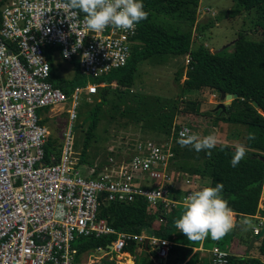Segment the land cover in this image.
<instances>
[{"label": "built area", "instance_id": "obj_1", "mask_svg": "<svg viewBox=\"0 0 264 264\" xmlns=\"http://www.w3.org/2000/svg\"><path fill=\"white\" fill-rule=\"evenodd\" d=\"M66 2L8 0L0 8V264H77L73 242L79 237H113L106 249L111 247L118 262L125 247L135 242L154 253L153 264H165L171 241L116 231L98 217L99 200L105 195L109 203L130 204L140 198L149 213L159 208L160 215L185 206L192 193L177 194L178 182L169 165L175 156L173 142L187 127L163 143H131L125 159L108 153L111 157L104 164H94L87 175H80L72 152L77 100L107 84L80 86L66 97L47 82L50 65L44 50L59 48L65 62L78 60L81 76L97 80L127 65L137 26L92 32L77 9L61 6ZM68 99L63 143L49 154L51 163L46 165L50 133L38 112ZM180 181L194 185L189 178ZM221 253L227 261L230 252L213 250L208 253L210 264H217Z\"/></svg>", "mask_w": 264, "mask_h": 264}, {"label": "trees", "instance_id": "obj_2", "mask_svg": "<svg viewBox=\"0 0 264 264\" xmlns=\"http://www.w3.org/2000/svg\"><path fill=\"white\" fill-rule=\"evenodd\" d=\"M8 0H0V8ZM67 1V0H66ZM235 4L232 15L250 18V28L253 34L264 35V0H227ZM144 10L148 13L147 19L137 23V33L132 47L131 57L125 68L110 73L94 81L95 84L114 83L119 89L103 87L98 91L99 103L95 105L91 115L90 123L85 133L84 142L90 144L95 139V131L99 123L98 114L101 109L112 100V95L117 97L118 103L113 107L123 104L122 115L129 114L132 122L141 121L144 129H149L157 135L169 140L172 133L176 134L181 128L175 124L179 114L186 113L187 109L182 104L190 101L193 93L207 92L213 95L219 90L226 95H237L226 108V112L213 113L211 109L215 105L209 104L208 96L203 103L209 111L200 112L197 109L198 101L201 97L191 100L190 113L209 119V129L215 128L219 123L232 126H242L246 129L244 146L247 151L245 157L238 166L232 167L231 160L235 150L217 144L213 149L197 152L191 145L181 146L179 141L173 142V161L169 165V170L177 169L184 177L194 179H209L210 187H215L217 183L224 185L222 196L228 201L236 215V224L242 223L246 219L255 220L259 217L264 220V207L260 209L259 204L264 192V43L247 40L240 35L235 41L233 54L225 57L223 54H213L201 41L207 29L215 25V20L198 24L197 10L200 0H142ZM78 10V9H77ZM79 11V10H78ZM81 16H85L80 12ZM1 19V18H0ZM1 21V20H0ZM249 26V25H248ZM193 28L195 30L193 31ZM46 60L50 65L49 82L53 87L58 88L69 97L78 86L86 85L84 76L79 74L78 65L75 61L73 65L74 76L70 79L61 78L56 74L55 61L52 59V49L46 48ZM188 60L187 69L183 75V69H179L174 76V83L178 92L174 98L166 99L163 103L158 97L153 95L132 96L134 102L131 104L124 98L128 93L127 89L136 84L135 74L137 66L143 62H168L169 60ZM78 63V61L76 62ZM182 77L185 80L180 83ZM129 92V91H127ZM253 103L257 104L255 108ZM135 104V105H134ZM200 104V105H201ZM185 115V114H184ZM41 123L45 124L42 120ZM208 129V130H209ZM249 133L255 135L254 140H249ZM45 146L44 163L50 164L49 154L56 149L54 141L48 137ZM236 138L234 136H228ZM152 141V140H148ZM153 142V141H152ZM85 150H82L84 154ZM211 155H208V152ZM182 158V162H180ZM106 159V158H105ZM80 164H86V159L82 155ZM91 163L90 165H92ZM181 183V181H180ZM179 193V192H178ZM100 219H104L108 226L118 232L131 235L144 234L154 236L157 239L170 240L172 235L178 234L180 245H172L167 258V264H186L187 259L193 254V250L187 248L185 243H200L188 239L176 226L175 221L182 215L185 206H177L171 214L160 215L159 208L149 213L146 202L137 198L130 204H115L106 201L105 195L99 200ZM259 220H255L257 223ZM162 225H161V224ZM248 236L246 245L251 237L255 235L245 232ZM236 236L232 229L226 236L219 240H213L210 236L203 239L204 242L214 246L223 244V240L232 241ZM114 240L113 237H79L73 245L79 256L82 253L98 249H106ZM260 242V254L264 257V235ZM136 247L134 242L129 243L125 248L126 252ZM139 251L150 256L154 253L146 251V247L140 245ZM131 253V252H129ZM147 257V256H146ZM165 263V264H166ZM147 264H151L148 262ZM194 264H210L195 259ZM227 264H263L262 261L250 254L244 256L230 255Z\"/></svg>", "mask_w": 264, "mask_h": 264}, {"label": "rangeland", "instance_id": "obj_3", "mask_svg": "<svg viewBox=\"0 0 264 264\" xmlns=\"http://www.w3.org/2000/svg\"><path fill=\"white\" fill-rule=\"evenodd\" d=\"M200 2L202 6H206V8L211 9V11L215 13L213 18L209 15L206 16V18L197 17L198 24L206 23L209 20L216 19L215 25L212 28L206 30L204 33V39L201 41L202 44H204L205 47L210 51L214 52L223 49L221 54H223L225 57H230L233 54L235 41L240 35L244 36L247 40L264 43V35L253 34V32H251L250 18L245 17V14L240 16H231L232 11L235 9V4L232 1L201 0ZM50 49L53 50V57L56 60L55 65L57 67V74L60 73L58 75L63 78H72V67L74 64L66 63L62 59L59 48ZM77 61L78 60H75V64L78 65L79 62L76 63ZM187 64L188 62L185 59H180L179 61L171 59L168 62L158 61V63H151L148 61L140 63L137 66V71L135 74L136 84L132 88L127 89V91L130 92L126 91L128 95H126L124 98L126 101L132 104L134 102V100H132V96L135 94L140 96L153 95L165 103L166 99L168 100L170 98H174L175 94L178 92V88L174 83L175 73L182 68L184 75L187 69ZM85 80L87 82L86 84H95V80L91 78L86 77ZM184 80L185 77H182L180 83H182ZM118 91L123 90L119 89ZM196 96L201 97V99L198 101L199 105L197 106V109L200 110V112L209 111L203 103L201 104L202 100L205 101L207 96V100L209 99L207 102L211 105L215 104L214 99L212 98L211 100V95L209 96V93L207 92H202L200 94L193 93L190 101L195 100ZM98 100V92L93 93L90 91L84 92L77 100V119L73 122L72 129V152L76 154L75 157L78 159L77 161H79L82 155L86 159V164H80L78 167L81 176L88 174V166L91 163L95 165L104 163L106 159L111 157L108 156V153H112L114 156L118 157V159L127 158L130 154L127 146L131 143L135 144L138 141L146 140H152L156 143H163L166 141V138L164 135L162 136V133L157 135L158 133H155L149 129H144L141 121L132 122L129 118V114L126 113V115H122L121 110H124L123 104L114 108L113 106L118 103V100L117 97H112V100L108 101L98 114L99 123L95 131V139L89 145L86 144L84 142L85 133L88 128V124L90 123L94 107L96 104H98ZM190 101L187 100L184 104H182L184 107H186L187 112L178 115L175 120L176 125L179 127L181 126V128L187 127L191 133L198 135L200 138H203L209 134H215L219 141L217 144L232 148L234 150H236L238 145L244 144L246 135V129L244 127L220 123V125H217L216 128L209 129L211 126L207 123L209 119L201 117V115L197 116L190 113L192 106ZM70 106L71 99H68L65 103L53 107L52 109L45 108L38 112L39 116L44 120L45 117H47L45 120V126L48 127L50 133L49 137L52 141H54V146H57L58 144L62 145L63 143L62 134L64 133L67 124V116L65 111L68 110ZM209 122L211 121L209 120ZM228 136H234L236 138H231V140H229ZM48 139L49 138H46L47 141ZM82 150H85L84 154L82 153ZM110 150H112V152H110ZM52 153L55 154V149L52 150ZM180 162H182V158ZM171 172L174 175L175 180L178 182L177 185H181L180 177L182 175L180 172H178L177 169L174 170L173 167ZM193 182L196 185H210V180L206 178L198 179L196 181L194 180ZM143 185L149 184L143 183ZM190 189L194 190V186H191ZM263 200L264 193L261 197V206H259L260 209L264 206ZM241 222L242 223L237 224V227L234 230L236 236L233 235L234 237L232 238L231 242L223 240V244L220 242V245L217 246L204 242V240H201L200 243L195 244L191 241L185 243V246L193 250V252L194 249L200 247L198 249L199 251H196L187 259L186 264H194L195 259H202V261L205 262H207L208 259L210 262V256L208 252L213 250L228 251L231 253V255H236L237 253L242 255L245 254V249L248 246H245L248 239V236L245 232L249 234L253 232V228H255L256 223L251 219H246ZM179 238L180 237L178 234L172 235L170 241L174 245H180ZM75 242L76 241L73 242V245L76 244ZM260 246V242L257 241L249 253L264 261V257H262L260 254ZM139 249L140 247H134L132 251L129 250V252H131V257L133 258L134 264H147L148 262H151L149 256L146 255L145 252L139 251ZM81 255L82 254L75 256V258L78 261H83L84 254L82 256ZM106 255L113 257V261L117 263L115 259L116 253L114 251L111 249H106ZM87 256L91 260L93 259L91 254L86 255V257ZM100 260L103 264V258ZM151 264L153 263L151 262Z\"/></svg>", "mask_w": 264, "mask_h": 264}, {"label": "clouds", "instance_id": "obj_4", "mask_svg": "<svg viewBox=\"0 0 264 264\" xmlns=\"http://www.w3.org/2000/svg\"><path fill=\"white\" fill-rule=\"evenodd\" d=\"M61 6L73 10L78 9L80 12H83L85 14L86 27L92 32H103L109 26L131 30L141 20L147 19L148 16V13L144 10L142 0H67ZM203 11L205 14H203ZM73 14L76 15L77 13L74 12ZM197 14L201 18H206L208 15L212 18L215 16V13L211 9L206 8V6H202L201 2L199 3ZM194 30L195 28H193ZM87 56L88 53H85V57ZM107 86H110V84ZM212 96L214 98L215 94L213 93ZM97 102L99 103V100ZM180 137L179 143L181 146L191 145L197 152L213 149L219 142L215 134H209L200 138L198 135L191 133L187 128L181 131ZM248 139L254 140L255 135L249 133ZM246 151L247 149L243 144L236 147L235 154L231 160L232 167L238 166L239 162L245 157ZM208 155H211L210 151ZM79 165L80 161L78 162V167ZM93 165H89L88 169L93 167ZM223 187L224 185L222 183H217L215 187H204L202 190L194 191L187 197L184 211L180 218L175 221V226L188 239L199 241L210 236L213 240H219L234 228L235 213L229 207L228 201L221 194ZM258 220L257 225L253 228L254 235L260 232L264 224L263 219L258 218ZM255 229L259 230L257 234L254 233ZM135 244L136 247H140L137 243ZM101 250L106 251V249ZM125 252L124 249L123 253ZM224 255V253L220 254L217 264H227V261L223 259ZM123 262L122 258L120 262L117 261V264Z\"/></svg>", "mask_w": 264, "mask_h": 264}, {"label": "crops", "instance_id": "obj_5", "mask_svg": "<svg viewBox=\"0 0 264 264\" xmlns=\"http://www.w3.org/2000/svg\"><path fill=\"white\" fill-rule=\"evenodd\" d=\"M58 53H59V51H58ZM61 56V55H60ZM52 59H53V61H55V63H56V60L54 59V57H53V54H52ZM67 63V62H66ZM57 68V67H56ZM125 68V67H124ZM72 69H73V67H72ZM123 69V68H122ZM119 70H121V69H119ZM115 71H118V70H114L113 72H111L112 74L113 73H115ZM56 74H57V72H56ZM58 74H60V73H58ZM57 74V75H58ZM73 76H74V70H73ZM61 77V76H60ZM61 78H63V77H61ZM64 79H67V78H64ZM47 82L53 87V85H52V83L51 82H49V78H48V80H47ZM84 86V85H83ZM78 87H80V86H78ZM108 87H111L112 89H118L117 87H116V84H114V83H111V85L110 86H108ZM55 88V87H54ZM77 88V87H76ZM58 89V88H57ZM120 89V88H119ZM122 90V89H121ZM121 92H123V91H121ZM130 92V91H129ZM124 93H127V92H124ZM113 97H114V95H112ZM210 98H211V100H212V98H213V96L211 95L210 96ZM214 99V98H213ZM46 118L47 117H45V120H46ZM44 120V121H45ZM218 125H220V123L218 124ZM46 127V126H45ZM47 129H48V127H46ZM216 128V127H215ZM214 129V128H213ZM235 143V142H234ZM58 146V145H57ZM56 149H57V147H56ZM55 149V150H56ZM102 164H104V163H102ZM102 164H100V165H102ZM184 178H187V177H184ZM189 179H191V181L194 179V178H189ZM209 180V179H208ZM196 181V180H195ZM177 186V194L180 196V195H182V194H184V193H188V192H191V193H193L194 191H197V189L198 190H202L204 187H210V185H196V184H194V185H176ZM191 186H194V190H191L190 189V187ZM202 186H204V187H202ZM179 192V193H178ZM262 197V196H261ZM263 203H264V200H263ZM259 206H261V200H260V204H259ZM264 207V206H263ZM263 207H261V209H263ZM172 213V212H171ZM171 213H169V214H171ZM258 216L257 217H255V220H258ZM234 219H235V226H234V230H235V228L237 227V224H236V215H235V217H234ZM255 220L253 219V221L255 222ZM263 221V220H262ZM256 223V222H255ZM257 225V224H256ZM170 241V240H169ZM200 248V247H199ZM199 248H196V249H194V252H193V254L196 252V251H199L198 249ZM224 251V250H223ZM105 252V253H104ZM209 253V252H208ZM244 253V252H243ZM84 254V260L83 261H78L77 259H76V261H77V264H102V261L100 260L101 258H103V260H104V263L103 264H117V263H115L114 261L113 262H110V261H112V260H114L113 259V257H111V256H107L106 255V251H96V250H94V251H89V252H85V253H82V255ZM88 254H91V256H92V260L88 257H86V255H88ZM250 254V253H249ZM81 255V256H82ZM245 254H239V253H237L236 254V256H244ZM251 255V254H250ZM132 255H131V253H129V252H125V253H123L122 254V258H123V263H120V264H125L126 262L128 263V264H134V262H133V258L131 257ZM251 256H253V255H251ZM255 257V256H254ZM149 259H150V261L153 263V261H152V259L150 258V256H149ZM202 260V259H201ZM261 261H262V259H260ZM158 262V261H157ZM156 262V263H157ZM207 262L208 263H211V262H209V260L207 259ZM262 263L264 264V261H262ZM158 264V263H157Z\"/></svg>", "mask_w": 264, "mask_h": 264}, {"label": "water", "instance_id": "obj_6", "mask_svg": "<svg viewBox=\"0 0 264 264\" xmlns=\"http://www.w3.org/2000/svg\"><path fill=\"white\" fill-rule=\"evenodd\" d=\"M222 50H217L214 51L213 54H220ZM215 97H214V103H215V107L213 110H211L213 113L215 112H220L219 114H223L226 112V108L227 106L230 105V102H232L233 100H235L237 98V95H226L224 93H221L219 90L215 91ZM253 106L256 108L257 104L253 103ZM264 235V224L260 230V232L255 235V237L251 238L249 241L248 246L246 247L245 250V254H248L249 251L251 250V248L253 247V245L263 237ZM107 249H111V247H108Z\"/></svg>", "mask_w": 264, "mask_h": 264}, {"label": "bare ground", "instance_id": "obj_7", "mask_svg": "<svg viewBox=\"0 0 264 264\" xmlns=\"http://www.w3.org/2000/svg\"><path fill=\"white\" fill-rule=\"evenodd\" d=\"M125 264H128L127 262Z\"/></svg>", "mask_w": 264, "mask_h": 264}]
</instances>
